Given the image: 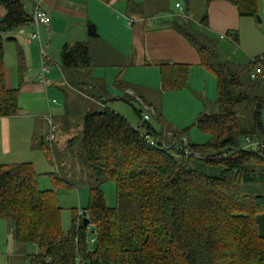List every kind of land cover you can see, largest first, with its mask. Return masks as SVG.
Here are the masks:
<instances>
[{
  "label": "trees",
  "instance_id": "16d2710c",
  "mask_svg": "<svg viewBox=\"0 0 264 264\" xmlns=\"http://www.w3.org/2000/svg\"><path fill=\"white\" fill-rule=\"evenodd\" d=\"M205 2L228 3L239 17L258 13V0ZM0 6L6 10L0 21V117H14L19 90L6 87L5 36L32 19L22 0H0ZM174 27L196 50L200 65L215 77L220 111L201 113L191 125L206 134L207 141L184 143L191 126L172 131L167 141L158 111L154 117L160 128L141 116L139 125L133 126L108 107L86 113L82 147L96 186L89 188L81 216L72 209L67 232L56 189L70 185L59 173L49 174L53 189L40 190L31 163L0 164V218L11 222L15 243L37 247V253L25 256L28 264H76V260L81 264H264V195L241 191L242 183L255 182L264 166V148L241 150L246 138L264 142L262 73L252 79L256 68L252 61L234 64L223 59L215 40L192 30L189 23L176 20ZM88 35L96 36L91 24ZM60 62L67 71L89 65V44L65 45ZM22 65L19 61L20 71ZM159 70L164 91L188 84V65L165 62ZM240 108L250 112L249 128L239 124ZM136 114L140 115L138 110ZM33 143L37 144L35 139ZM37 147L54 162L51 145L42 141ZM106 181L115 185V207L104 198L101 186ZM83 217L89 219L86 227Z\"/></svg>",
  "mask_w": 264,
  "mask_h": 264
},
{
  "label": "crops",
  "instance_id": "0c3cea01",
  "mask_svg": "<svg viewBox=\"0 0 264 264\" xmlns=\"http://www.w3.org/2000/svg\"><path fill=\"white\" fill-rule=\"evenodd\" d=\"M22 1L30 15L36 7L43 9L49 17V24L38 28L39 40L31 41L27 38V33L36 31L32 23L23 27L24 34H19L16 31L6 35L9 38L8 43L4 44L6 87L19 90L18 105H20L23 95V100L30 99L31 102L30 105L28 102L26 106L24 103L21 108L23 112L21 113L19 108L18 115L14 117H0V164L11 165L39 161V156L32 157L30 154L33 152L30 147L31 142L34 149H39L37 144L33 143L34 139L36 143L37 140L36 125L33 126L32 121L35 119L34 123H36L38 116L42 115L39 117L42 123L44 125L47 123L45 120L47 116L43 117L47 109L45 108L44 95L47 98L46 103L50 111L57 114V109L53 108L52 111L50 105H55L58 102L55 99H53L56 101L55 103L53 100L50 101L49 95L63 94L64 87L79 94V89L73 83L83 85L87 81L89 88L85 89L92 91L91 100L99 102L101 105H105L109 90L112 92L111 99H123L125 96L131 97L134 94L130 85L137 84L140 88L139 93L144 95L138 96L140 103L153 114L155 111H160L159 113L164 115L162 117L167 120L168 116L163 104L160 103L159 110L155 106V98L153 99L150 93L147 94V91L151 89L152 92L159 93L161 96L167 93L161 88L159 70L161 63L185 64L189 67L187 85L189 88L179 92L180 106H182V110L185 109L184 111L189 109V113L194 111V114L202 109L192 88L198 87L202 91L206 90L207 82L209 81L211 84L212 78L209 72L200 65L199 56L193 46L181 33L176 31L175 21L171 26L168 20L160 21L162 19L159 16L150 13L145 15L137 7L139 0H111L108 3L101 0ZM177 3L180 4L177 1L175 5ZM217 3L219 2L212 3V9L222 12L224 7ZM182 8L188 15L190 12L188 8ZM5 15L6 10L0 6V21ZM215 15L212 12V17ZM157 20L160 23L156 22ZM209 22V17L206 16L205 23L200 21L199 24L208 29ZM90 24L95 28V37L88 35ZM215 28H219L215 23L212 30L209 28V38L212 34L219 32ZM224 29L227 31L229 27ZM218 34L221 35L224 32ZM230 37L220 38V40H228L231 39ZM77 42L89 44L90 64L77 67L73 71L64 70L60 62L61 50L65 45H73ZM40 46L46 51L45 60L40 54ZM262 54L264 53L257 55ZM244 55H246L245 58H248L247 54ZM233 56L236 57L238 54L233 51ZM245 58L240 56L242 60ZM19 61L23 63L21 71ZM43 66L46 69L43 71V76L40 77ZM95 81L106 84L108 91L103 92L94 83ZM215 85L216 81L212 80L213 89ZM29 111L37 116L31 115ZM114 111L124 116L133 126L139 125L140 122H132V118L129 119L123 109L118 108ZM26 112L29 114H23ZM54 119L53 116L52 120ZM157 127H161L160 122ZM187 141L184 138V142ZM0 222H4V220L0 218ZM26 255L28 254H25L19 263L28 264Z\"/></svg>",
  "mask_w": 264,
  "mask_h": 264
},
{
  "label": "rangeland",
  "instance_id": "374dc122",
  "mask_svg": "<svg viewBox=\"0 0 264 264\" xmlns=\"http://www.w3.org/2000/svg\"><path fill=\"white\" fill-rule=\"evenodd\" d=\"M138 9L142 11L145 15L153 14L154 16H159L162 20L166 22L169 21L170 25L173 26L172 22L177 20L179 23L185 22L190 24L192 30L196 31L205 36H210V29L214 28V23L217 27L216 34H212L210 38L215 40V44L218 50V53L222 56L223 59H228L227 61L233 62L236 64H247L252 56H258L257 54L264 53V0H258V13L254 17H239L235 8L225 2H219V6H223L222 12L212 9V3L207 4L205 0H139ZM179 2L182 7L188 8L190 11L187 15L185 13L186 19L177 16L176 12L178 9L175 8V3ZM212 12L216 15L212 17ZM209 17V30L204 26L200 25V21L203 17ZM185 20V21H183ZM156 22L160 23L159 20ZM229 27L226 31L224 28ZM234 31H232L233 29ZM238 30V32H237ZM177 31V30H176ZM228 31L231 39H226L224 41L220 40L221 34L223 38L228 37ZM236 31V33H235ZM193 32V31H192ZM7 36H5L6 45L8 43ZM203 43V41H200ZM228 42V43H227ZM233 42V43H232ZM231 44L232 46H230ZM228 50H227V48ZM246 50V51H244ZM234 53H237L238 56H233ZM244 54H247L248 58H245ZM227 55V56H226ZM240 56L245 59H240ZM256 66V65H255ZM256 69V68H255ZM211 75V84L207 82L206 90H201L198 87L192 88L196 94V99H198L201 110L197 114L195 112L189 113V109L186 111L182 110L181 100L179 99V92L189 86L176 91H166L164 95L159 93L152 92L150 89L147 91V94L150 93L155 98V106H160V103L163 104V108L167 113V120L163 118L166 135L165 138L167 141H171V132H179L187 126H191L195 123L197 117L201 113H218L220 108L216 103L217 91L216 85L213 89L212 80H215V77L212 73ZM209 75V76H210ZM85 79V78H84ZM189 80V77H188ZM264 81V80H263ZM190 82V81H189ZM98 87L102 89L103 92H107V85L105 86L99 81L94 82ZM75 87L79 89V94L67 90L64 87L63 94L49 95V100L55 99L58 103L51 104L52 111L53 108L57 109V114L51 112L46 103V96L44 95L45 101V116L55 117L53 120L55 126V140L49 143L47 139L48 126L47 123L44 125L41 121V116H38L32 121V125H36V140L37 145L41 144L42 141L50 147L52 146L54 162L47 159L40 149H31V156H39V161L31 162L33 163L34 170L39 175L37 178L38 188L40 190L53 189L51 179L49 177L50 173H59L63 181L67 182L70 186L68 187H58L56 189V195L58 200V205L61 207V223L64 232L69 230L72 217V209H78L79 211L86 207L88 201V191L89 188L95 187L96 182L91 177V172L84 160V152L82 147V129H83V118L84 115L90 111H100L104 107H110L112 109H123L129 119L132 118V122H140V117H143L144 114H148L150 119L149 123L154 126H157V121L154 117L153 112L145 110L143 104L140 103L138 96H142V93H139V85H130V88L134 90V94L130 97L125 96L124 99H111L112 92L109 90L106 99L105 105H101L99 102H94L91 100L92 91L89 88L88 82H84L83 85H78L73 83ZM193 86V85H192ZM185 89V90H186ZM191 90V89H190ZM62 93V92H61ZM65 95V96H64ZM94 95V94H93ZM144 96V95H143ZM18 107L21 109L22 105L25 103L30 105L29 100H23ZM146 99V98H145ZM32 100V99H31ZM104 100V99H103ZM147 101V100H146ZM186 104V103H185ZM19 109V110H20ZM136 110L139 111L140 115L136 114ZM160 110V109H159ZM21 113L23 110L21 109ZM160 112V111H159ZM31 115L37 116L29 111ZM28 112L23 114H29ZM164 116V115H162ZM166 116V114H165ZM196 116V118H195ZM21 117V116H19ZM21 119V118H20ZM18 119L19 121H21ZM263 126H264V111H263ZM238 120L241 127L249 128L252 125V118L250 112L246 108H240L238 111ZM31 126V124H30ZM190 142L202 144L205 143L208 139V136L202 133L197 126H191L182 138ZM185 143V142H184ZM244 140H242V144ZM176 149H180L178 143L174 144ZM39 152V153H38ZM38 159V158H37ZM104 198L106 203L110 207H115L117 205L116 199V188L112 182H104L101 186ZM241 191L247 195H264V166L262 168V173L257 176L255 182L251 183H242ZM78 211V213H79ZM0 222V264H21L19 263L22 260V257L25 254L31 255L37 253L38 249L34 245H27L26 247L18 245L15 243L11 230V222L6 221ZM80 220V219H79ZM78 220V221H79ZM90 229V228H89ZM89 231H92L90 229ZM262 231V230H261ZM95 234L90 232V239H94ZM90 243H93L92 240ZM24 248V249H23ZM21 251V252H19ZM21 262V261H20Z\"/></svg>",
  "mask_w": 264,
  "mask_h": 264
},
{
  "label": "built area",
  "instance_id": "2783aa9c",
  "mask_svg": "<svg viewBox=\"0 0 264 264\" xmlns=\"http://www.w3.org/2000/svg\"><path fill=\"white\" fill-rule=\"evenodd\" d=\"M175 6L178 9L177 16L186 19L185 13H184L181 5L177 3ZM31 19H32L31 23L35 26L36 31L27 33L26 34L27 38H28V40H31V41L32 40H39L38 28L42 25H48L49 24V17L43 9H41L40 7H36L31 14ZM18 33L24 34L23 27L18 30ZM219 37L223 38L222 35H220ZM40 54H41L42 58L45 60V58L47 57V54H46V51L44 50V48L41 46H40ZM250 61H252L256 65V69L254 72H252L251 78L255 79L257 77L258 72H261L262 73L261 79L264 80V55H258V56L252 57L250 59ZM45 69H46V67L43 66L40 77L43 76V71H45ZM53 102L55 103L56 101L53 100ZM145 110L150 111L147 107H145ZM149 119H150V117L148 114H144L142 117L143 121H148ZM45 120H46L47 126H48L47 139L49 140V143H51L55 139V126H54V123H53L51 116H47L45 118ZM263 148H264V142H262L260 140H256V139L246 138L244 140L242 147H241V150L257 151V150L263 149ZM185 153L187 154V151ZM79 215L80 216L82 215V211H79ZM80 221H81V218H80ZM77 225H78V222H77ZM76 261H77L76 264H81V263H79V260H76Z\"/></svg>",
  "mask_w": 264,
  "mask_h": 264
},
{
  "label": "water",
  "instance_id": "95a60500",
  "mask_svg": "<svg viewBox=\"0 0 264 264\" xmlns=\"http://www.w3.org/2000/svg\"><path fill=\"white\" fill-rule=\"evenodd\" d=\"M83 226L86 227L89 223V219L87 217L82 218Z\"/></svg>",
  "mask_w": 264,
  "mask_h": 264
}]
</instances>
